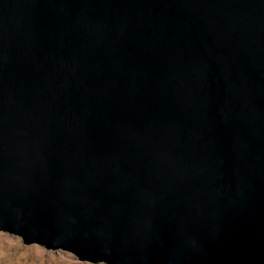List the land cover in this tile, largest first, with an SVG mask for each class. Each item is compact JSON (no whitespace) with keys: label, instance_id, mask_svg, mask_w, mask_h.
Instances as JSON below:
<instances>
[{"label":"water","instance_id":"95a60500","mask_svg":"<svg viewBox=\"0 0 264 264\" xmlns=\"http://www.w3.org/2000/svg\"><path fill=\"white\" fill-rule=\"evenodd\" d=\"M0 233L264 264V0H0Z\"/></svg>","mask_w":264,"mask_h":264},{"label":"rangeland","instance_id":"374dc122","mask_svg":"<svg viewBox=\"0 0 264 264\" xmlns=\"http://www.w3.org/2000/svg\"><path fill=\"white\" fill-rule=\"evenodd\" d=\"M0 264H90L82 263L69 253L46 251L32 245L24 246L14 236L0 233Z\"/></svg>","mask_w":264,"mask_h":264}]
</instances>
